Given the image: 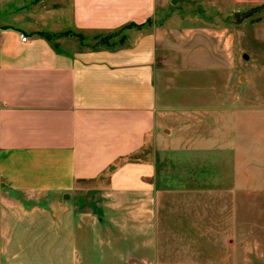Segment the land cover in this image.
I'll return each mask as SVG.
<instances>
[{
	"label": "crops",
	"instance_id": "obj_1",
	"mask_svg": "<svg viewBox=\"0 0 264 264\" xmlns=\"http://www.w3.org/2000/svg\"><path fill=\"white\" fill-rule=\"evenodd\" d=\"M173 1L0 0V264L36 230L74 245L85 225L106 226L151 243L160 194L154 159L138 155L163 131L157 64ZM118 30L121 43L82 49L51 38Z\"/></svg>",
	"mask_w": 264,
	"mask_h": 264
},
{
	"label": "rangeland",
	"instance_id": "obj_2",
	"mask_svg": "<svg viewBox=\"0 0 264 264\" xmlns=\"http://www.w3.org/2000/svg\"><path fill=\"white\" fill-rule=\"evenodd\" d=\"M161 16L175 31L157 64L163 131L138 155L154 159L160 194L151 243L106 226L85 225L75 246L59 229L36 230L5 264H151L156 249L163 264H264V7L177 0ZM123 32L51 38L82 49L121 43Z\"/></svg>",
	"mask_w": 264,
	"mask_h": 264
},
{
	"label": "built area",
	"instance_id": "obj_3",
	"mask_svg": "<svg viewBox=\"0 0 264 264\" xmlns=\"http://www.w3.org/2000/svg\"><path fill=\"white\" fill-rule=\"evenodd\" d=\"M21 41H22V42H25V41H26V38L22 36V37H21Z\"/></svg>",
	"mask_w": 264,
	"mask_h": 264
},
{
	"label": "trees",
	"instance_id": "obj_4",
	"mask_svg": "<svg viewBox=\"0 0 264 264\" xmlns=\"http://www.w3.org/2000/svg\"><path fill=\"white\" fill-rule=\"evenodd\" d=\"M133 25H129V26H127V28H129V27H132ZM48 37V36H47Z\"/></svg>",
	"mask_w": 264,
	"mask_h": 264
},
{
	"label": "water",
	"instance_id": "obj_5",
	"mask_svg": "<svg viewBox=\"0 0 264 264\" xmlns=\"http://www.w3.org/2000/svg\"><path fill=\"white\" fill-rule=\"evenodd\" d=\"M177 2V0L173 1V4H175Z\"/></svg>",
	"mask_w": 264,
	"mask_h": 264
}]
</instances>
